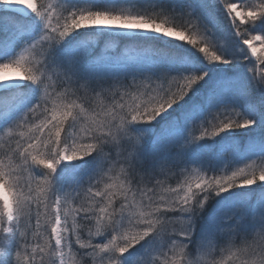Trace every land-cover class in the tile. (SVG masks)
I'll return each mask as SVG.
<instances>
[{"label":"snow or ice","instance_id":"1","mask_svg":"<svg viewBox=\"0 0 264 264\" xmlns=\"http://www.w3.org/2000/svg\"><path fill=\"white\" fill-rule=\"evenodd\" d=\"M0 32V264H264V0H0Z\"/></svg>","mask_w":264,"mask_h":264},{"label":"trees","instance_id":"2","mask_svg":"<svg viewBox=\"0 0 264 264\" xmlns=\"http://www.w3.org/2000/svg\"><path fill=\"white\" fill-rule=\"evenodd\" d=\"M0 36H1L0 39H4V38H6V37H5V34H4L3 32H0ZM222 43H223V41H222Z\"/></svg>","mask_w":264,"mask_h":264},{"label":"bare ground","instance_id":"3","mask_svg":"<svg viewBox=\"0 0 264 264\" xmlns=\"http://www.w3.org/2000/svg\"><path fill=\"white\" fill-rule=\"evenodd\" d=\"M10 74H17V73H10Z\"/></svg>","mask_w":264,"mask_h":264},{"label":"rangeland","instance_id":"4","mask_svg":"<svg viewBox=\"0 0 264 264\" xmlns=\"http://www.w3.org/2000/svg\"><path fill=\"white\" fill-rule=\"evenodd\" d=\"M1 37V36H0Z\"/></svg>","mask_w":264,"mask_h":264}]
</instances>
